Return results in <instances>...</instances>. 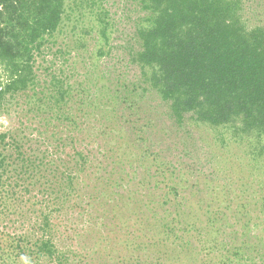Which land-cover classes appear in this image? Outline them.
<instances>
[{"label": "trees", "instance_id": "16d2710c", "mask_svg": "<svg viewBox=\"0 0 264 264\" xmlns=\"http://www.w3.org/2000/svg\"><path fill=\"white\" fill-rule=\"evenodd\" d=\"M131 1L144 14L130 57L167 102L170 118L178 126L190 120L226 128L241 143L254 138V153L264 158V13L253 18L248 0ZM97 2L80 0L75 6ZM67 5V0H0V109L8 96L35 85L36 55L62 28ZM107 14L105 9L96 17L105 44L111 27ZM51 82L58 103H66L68 93L80 95L62 76L52 74ZM59 114L83 131L75 126L77 115ZM69 135L75 145V131ZM8 137L0 132V180L4 174V187L10 188L4 221L11 218L20 232L0 230V264H72L95 254L98 262L92 264H264V192H222L216 198L198 189L199 183L189 188L181 176L161 188L159 180L134 182L123 167L134 162L118 163L120 170L116 159L96 163L86 146L66 161L22 160L10 176ZM165 164L175 177L172 163ZM26 169L34 178L29 183L39 185L32 197L29 186L19 185ZM16 189L30 198L18 203ZM28 202L33 214L27 213Z\"/></svg>", "mask_w": 264, "mask_h": 264}, {"label": "rangeland", "instance_id": "374dc122", "mask_svg": "<svg viewBox=\"0 0 264 264\" xmlns=\"http://www.w3.org/2000/svg\"><path fill=\"white\" fill-rule=\"evenodd\" d=\"M77 1L80 0H67L68 14L62 28L48 38L36 55L38 77L35 85L8 96L0 109V132L9 133L7 141L10 144L5 150L11 163L7 174H16L14 167L21 168L22 160L38 162L46 156L47 160L66 161L72 158L75 150L86 146L85 152L91 150L96 163L98 159L105 160L106 164L116 159L117 165L123 161L134 162L132 167L122 165L130 170L134 182L141 178L152 182L159 180L161 188L168 182H178L181 176L180 180H185L189 188L191 183H199L198 189L216 198L222 192L232 196L240 193L258 196L264 192V158L254 153V138L247 139L248 144L241 143L231 138L226 128L210 129L190 120L178 126L169 116L167 102L143 79L141 68L131 60L129 51L138 45L136 24L144 13L131 0H105L103 7L102 0H98L95 7L83 3L80 8L75 6ZM248 2L249 7L254 8L251 9L253 18L255 13H264V0ZM104 8L108 9L111 23L110 41L106 44L100 34L102 25L96 18L97 12L101 13ZM101 46L105 54L100 53ZM52 74L62 76L80 95L71 92L66 95V103L56 102ZM60 110L64 116L77 115L79 120L75 126L83 131L68 124L69 120L59 114ZM104 129L110 131L106 133ZM70 130L75 131V145L69 138ZM83 138L86 140L82 141ZM16 141L20 143L17 149ZM159 162L163 163L160 169ZM166 162L172 163L175 177L171 170L166 172ZM26 170L27 174L20 171L19 185L24 182L29 186L32 197L37 194L39 185L29 183L34 178L29 177L30 172ZM8 190L7 185L4 187L3 174L0 230L20 232V226L13 227L11 218L4 221V194ZM21 192L13 191L18 203L30 198ZM30 204L28 202L27 213L33 214L35 211ZM35 205L38 209L41 204ZM79 240L68 238V242L78 243ZM86 240L90 243L93 239ZM83 257L82 260L75 258L72 264L74 261L76 264L98 262L97 254L94 258Z\"/></svg>", "mask_w": 264, "mask_h": 264}]
</instances>
